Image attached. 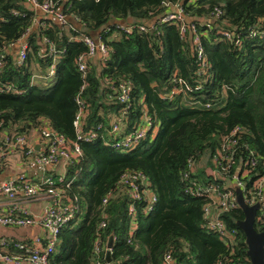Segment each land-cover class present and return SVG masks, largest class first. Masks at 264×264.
I'll list each match as a JSON object with an SVG mask.
<instances>
[{
  "label": "trees",
  "instance_id": "1",
  "mask_svg": "<svg viewBox=\"0 0 264 264\" xmlns=\"http://www.w3.org/2000/svg\"><path fill=\"white\" fill-rule=\"evenodd\" d=\"M48 1L78 26L72 29L39 14L27 0H0V132L27 134L46 126L74 139L72 122L80 111V133H94L79 140L80 155L65 165L63 183H68L75 211L60 229L47 264H92L93 240L98 236L104 242L110 233L109 264H161L165 252L176 264H215L224 247L216 233L202 227L203 198L185 189L192 181H206L210 155L221 136L236 126L235 156L245 158V150H251L256 158L249 179L264 170V37L249 35L264 28V0ZM174 4L198 35L204 73L197 71L189 29L181 36L178 23L160 20ZM215 7L221 14L213 18ZM116 22L132 29L125 32ZM223 30L231 31L239 44L223 39ZM95 32L108 50L103 57L88 58L81 76L75 58L86 48L80 38ZM21 37L26 48L18 64L15 43ZM48 43L53 53L46 55ZM121 80L131 85L123 114L126 129L143 107L157 126L153 137L128 149L116 147L119 136L108 133L111 117L124 107L116 100ZM173 87L181 89L171 93ZM187 158L194 167L180 181ZM127 170L143 173L156 197L146 214L136 205L130 234L129 199L114 189ZM109 190L112 195L101 206ZM222 218L239 238L229 263L246 262L244 236L235 224L242 218L240 209ZM100 220L103 228H98ZM253 226L264 229L256 222Z\"/></svg>",
  "mask_w": 264,
  "mask_h": 264
},
{
  "label": "built area",
  "instance_id": "2",
  "mask_svg": "<svg viewBox=\"0 0 264 264\" xmlns=\"http://www.w3.org/2000/svg\"><path fill=\"white\" fill-rule=\"evenodd\" d=\"M27 4L45 16L55 18L64 26H69L72 29L77 27L75 25L77 21L73 17L61 13L48 0L41 3H36L35 0H27ZM173 6L160 20L178 23L181 36L186 32V28L189 29L190 34H192L190 38H192L195 46V55L198 58L197 71L204 73L205 62L198 35L193 25L189 27L184 21L181 7L175 4ZM220 14L221 10L217 7L213 8L210 13L213 18ZM116 23L125 32L132 29V26L124 25L121 22ZM152 24L147 26L151 29ZM138 29L143 30V26H139ZM249 35L263 38L264 28L252 30ZM221 36L233 46L239 44V40L233 38L231 31L223 30ZM80 39L84 43L86 51L75 58V65L78 72L83 76L86 70V60L96 54L103 57L108 49L97 35L83 36ZM43 42L47 41L43 39ZM15 45L16 62L19 64L24 59L26 48L23 37L17 40ZM45 50H47L46 55L52 54L53 46L48 43ZM3 57L4 53L0 52V66ZM177 82L183 84L180 80ZM130 86V82L127 80H121L117 83L116 100L123 103L124 107L122 112L111 117V125L108 130L112 136H119L115 146L120 149H128L146 136L153 137L156 132L153 130L154 128L157 129L144 107L137 121L131 125L130 129H126L123 114L128 107ZM185 88L187 87L185 86ZM180 89L173 87L171 93H176ZM77 102L79 103L78 99ZM80 117L81 112L79 111L72 122L75 132L74 139H68L46 126L41 127L38 131L31 130L27 134L0 132V174L5 168L4 160L14 154L31 161L35 166L41 168L42 172L45 170L53 171L52 173H42L35 180H30L23 173H16L9 177L0 176V202L2 206L0 209V227L36 230L31 236V241L27 243L0 234V263L47 264L48 257L57 243L60 229L72 219L75 205L73 198L66 192L68 183H63L65 165L80 155L79 140H89L94 136V133L91 132L80 133ZM239 132L240 128L236 126L221 136L219 146L210 155L209 165L205 170L206 181L204 180L205 182L201 184L192 181L185 189L189 195L203 198L202 227L216 233L224 247L225 252L218 257L215 264H230L229 256L234 253L237 247L239 240L237 230L227 227L222 218L226 212L238 207L235 201L237 188L240 189L243 202L246 205L257 204L254 222L264 227V170L253 179H249L248 172L256 166V158L251 150H245V158L239 159L235 156L236 152L238 153ZM193 167V161L191 158H187L184 169L178 174L179 180H185L192 173ZM118 187L129 199L126 210L131 216L128 230V234H130L134 227L132 219L136 213V205L140 207L142 213L146 214L152 209L156 197L150 189L147 177L139 171L121 172L114 189ZM112 192L113 190H109L103 195L101 206L107 203ZM36 203H38V207L34 209L33 205ZM103 227L104 221L100 220L98 228ZM105 251V241L103 242L98 236L95 237L91 246L92 264H109L110 262L104 258ZM161 264L176 263L172 255L165 252Z\"/></svg>",
  "mask_w": 264,
  "mask_h": 264
},
{
  "label": "water",
  "instance_id": "3",
  "mask_svg": "<svg viewBox=\"0 0 264 264\" xmlns=\"http://www.w3.org/2000/svg\"><path fill=\"white\" fill-rule=\"evenodd\" d=\"M235 201L242 213V218L236 220L235 224L244 236L247 256V261L239 264H264V229L257 231L253 226L257 204L246 205L243 202L239 188L235 190ZM112 243L113 235L110 233L105 241L106 251L104 258L107 262L110 260L109 251Z\"/></svg>",
  "mask_w": 264,
  "mask_h": 264
},
{
  "label": "crops",
  "instance_id": "4",
  "mask_svg": "<svg viewBox=\"0 0 264 264\" xmlns=\"http://www.w3.org/2000/svg\"><path fill=\"white\" fill-rule=\"evenodd\" d=\"M39 14H42L38 10H36ZM45 16V15H44ZM48 17V16H46ZM53 19V18H51ZM54 20V19H53ZM73 23V21H72ZM78 26L77 24H75ZM93 36H96V32L93 33ZM14 47V46H13ZM13 47H9L10 49ZM15 53H16V45H15ZM36 136V134H35ZM4 170L0 174L1 177H9L15 175L16 173H23L25 177L29 178L30 180H35L38 178L39 175L42 174V169L35 166L31 161L25 160L20 157L18 154H14L6 158L4 160ZM38 203L33 205V208L36 209ZM42 204V202H41ZM0 209H2L1 202H0ZM36 230L32 228L27 229H10L0 227V234L5 235L7 238L17 239L23 242H30L31 236ZM40 232V231H39ZM2 264V263H0ZM26 264V263H24Z\"/></svg>",
  "mask_w": 264,
  "mask_h": 264
},
{
  "label": "rangeland",
  "instance_id": "5",
  "mask_svg": "<svg viewBox=\"0 0 264 264\" xmlns=\"http://www.w3.org/2000/svg\"><path fill=\"white\" fill-rule=\"evenodd\" d=\"M154 132L156 131V128H154V130H153Z\"/></svg>",
  "mask_w": 264,
  "mask_h": 264
}]
</instances>
